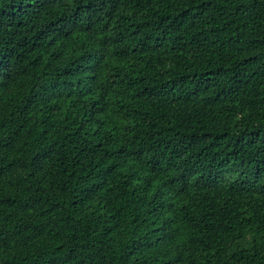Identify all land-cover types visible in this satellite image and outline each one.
Here are the masks:
<instances>
[{
  "label": "trees",
  "instance_id": "obj_1",
  "mask_svg": "<svg viewBox=\"0 0 264 264\" xmlns=\"http://www.w3.org/2000/svg\"><path fill=\"white\" fill-rule=\"evenodd\" d=\"M0 264H264V0H0Z\"/></svg>",
  "mask_w": 264,
  "mask_h": 264
}]
</instances>
